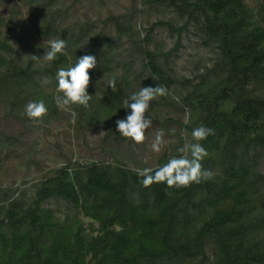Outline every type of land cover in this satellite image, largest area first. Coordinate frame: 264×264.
I'll list each match as a JSON object with an SVG mask.
<instances>
[{
	"label": "trees",
	"instance_id": "obj_1",
	"mask_svg": "<svg viewBox=\"0 0 264 264\" xmlns=\"http://www.w3.org/2000/svg\"><path fill=\"white\" fill-rule=\"evenodd\" d=\"M23 1L37 10L41 4ZM140 2L152 11H171L184 25H152L139 47L147 76L138 90L131 78L139 81L142 75L132 71L133 61L119 62L122 40L137 43L129 16L110 18L117 30L113 38L91 27L69 32L52 15L43 17L40 34L45 41L66 40L67 55L58 54L41 67L32 59L21 65L14 60V47L0 38V103L11 114L26 116L30 101L43 100V118L56 116L62 109L54 100L58 70L92 55L96 67L89 71L90 82L104 88L88 108L71 105L79 123L119 136L116 121L130 113L124 101L131 94L147 85L160 84L168 91L183 86L186 94L179 102L168 94L153 100L190 113L187 123H179L183 136L177 135L172 153L154 169L173 157L191 159L190 149L178 150L196 143L191 133L203 125L214 130L200 141L208 152L203 169L213 175L187 187L169 188L162 182L145 188L137 170L116 159L69 162L44 175L29 204L0 192V264H264V0ZM158 26L179 35L168 54L148 46ZM191 28L216 56L211 67L179 81L160 59L179 51L182 33ZM121 66L122 75L113 78ZM106 78L116 86H106ZM52 200L70 205L73 219L58 222L45 206Z\"/></svg>",
	"mask_w": 264,
	"mask_h": 264
},
{
	"label": "rangeland",
	"instance_id": "obj_2",
	"mask_svg": "<svg viewBox=\"0 0 264 264\" xmlns=\"http://www.w3.org/2000/svg\"><path fill=\"white\" fill-rule=\"evenodd\" d=\"M52 15L69 32L77 31L82 26L91 27L93 31H104L113 38L117 30L110 18L129 16L137 43L124 38L118 53L120 63L133 61L132 71L142 75L139 81L131 78L135 90L146 80L144 57L139 47L141 43L144 44L152 25L158 22L170 23L175 28L184 25V21L171 11H152L140 0H41L38 10L23 0H0V17L3 20L0 23V38L6 39L14 47L16 62L25 65L32 55L43 57L48 41L41 36L40 27L43 17ZM178 39L176 31L168 26H158L148 46L152 52L168 54L175 48ZM181 44L179 51L160 59L164 67L172 69L175 79H193L203 72V66H212L215 52L201 45L193 28L182 33ZM45 63L41 60L35 65L41 67ZM123 71L122 66L117 68L112 77H119ZM110 80L103 79L106 86ZM121 86L125 84L121 83ZM103 88L90 82L87 91L92 96L99 95ZM49 92L54 91L50 88ZM185 94L186 89L178 85L168 91L169 100L176 102ZM149 116L152 126L145 132L146 139L144 143L136 144L121 134L107 136L106 128L86 127L80 122L81 125L73 106L61 109L56 116L31 120L23 113H17V116L11 114L0 103V192L8 191L9 200L22 198L29 204L34 200L37 186L44 175L69 162L88 165L95 162L112 163L116 159L133 170L156 168L165 154L172 153L178 141L177 135L183 136L179 123H187L190 113L175 111L161 106L158 101H151ZM158 130L164 133V143L157 153L152 150L151 144ZM101 132L105 134L97 136ZM45 206L54 211L58 222L74 217L73 209L62 200L49 201Z\"/></svg>",
	"mask_w": 264,
	"mask_h": 264
},
{
	"label": "clouds",
	"instance_id": "obj_3",
	"mask_svg": "<svg viewBox=\"0 0 264 264\" xmlns=\"http://www.w3.org/2000/svg\"><path fill=\"white\" fill-rule=\"evenodd\" d=\"M48 50L43 57L30 56L33 61L41 60L52 62L58 58V54L67 55V42L64 39L53 38L48 42ZM96 67V58L92 55H85L77 59L75 66L68 69L60 68L57 72L58 95L54 100L58 107L68 109L71 105L89 107L92 95L87 91L90 84L89 71ZM110 87H115V80L109 81ZM62 94V95H61ZM168 94V89L158 84L155 87H141L138 92L130 95L124 101L125 108L130 109V113L125 118L116 121V129L125 138H130L136 144L144 143L145 132L152 126V119L146 116L149 112L150 102L157 97ZM26 116L31 120H40L47 114V107L43 100L30 101L24 110ZM101 132L97 136H103ZM186 134V133H185ZM214 130L203 125L193 129L191 135L196 143L186 145L178 151L185 152L190 149L191 159L187 156L173 157L162 167L157 169L143 168L137 170V175L142 177L141 183L145 188L154 183L165 182L169 188L187 187L191 183H199L202 179H210L213 175L211 171L204 170L202 161L208 156V152L202 147L200 141L205 140L209 135H213ZM163 131L158 130L155 140L151 144L154 152H160L163 146Z\"/></svg>",
	"mask_w": 264,
	"mask_h": 264
}]
</instances>
